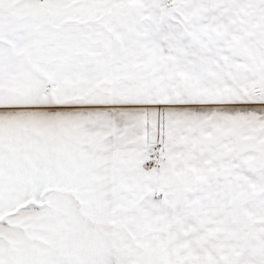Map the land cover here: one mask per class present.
Returning a JSON list of instances; mask_svg holds the SVG:
<instances>
[{"label":"snow or ice","instance_id":"snow-or-ice-1","mask_svg":"<svg viewBox=\"0 0 264 264\" xmlns=\"http://www.w3.org/2000/svg\"><path fill=\"white\" fill-rule=\"evenodd\" d=\"M0 264H264V0H0Z\"/></svg>","mask_w":264,"mask_h":264}]
</instances>
